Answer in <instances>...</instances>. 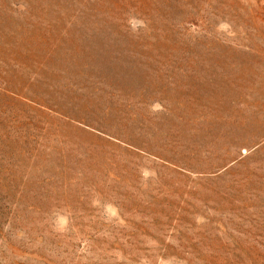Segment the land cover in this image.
Returning <instances> with one entry per match:
<instances>
[{"label": "rangeland", "instance_id": "obj_1", "mask_svg": "<svg viewBox=\"0 0 264 264\" xmlns=\"http://www.w3.org/2000/svg\"><path fill=\"white\" fill-rule=\"evenodd\" d=\"M0 264H264V0H0Z\"/></svg>", "mask_w": 264, "mask_h": 264}]
</instances>
